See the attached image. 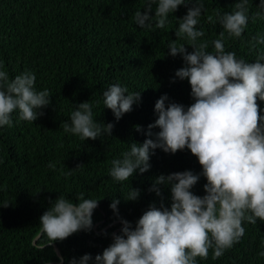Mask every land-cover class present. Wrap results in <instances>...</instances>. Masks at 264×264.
<instances>
[{
    "label": "trees",
    "instance_id": "1",
    "mask_svg": "<svg viewBox=\"0 0 264 264\" xmlns=\"http://www.w3.org/2000/svg\"><path fill=\"white\" fill-rule=\"evenodd\" d=\"M0 264H264V0H0Z\"/></svg>",
    "mask_w": 264,
    "mask_h": 264
},
{
    "label": "water",
    "instance_id": "2",
    "mask_svg": "<svg viewBox=\"0 0 264 264\" xmlns=\"http://www.w3.org/2000/svg\"><path fill=\"white\" fill-rule=\"evenodd\" d=\"M233 197L236 198L235 195L233 194V195L230 197L229 201H232V200H233ZM243 198H245V197H243ZM237 199H238V198H237ZM234 200H236V199H234Z\"/></svg>",
    "mask_w": 264,
    "mask_h": 264
},
{
    "label": "clouds",
    "instance_id": "3",
    "mask_svg": "<svg viewBox=\"0 0 264 264\" xmlns=\"http://www.w3.org/2000/svg\"><path fill=\"white\" fill-rule=\"evenodd\" d=\"M39 238H40V235H39ZM55 246H56V245H55ZM56 251H57L58 254H60L58 249H56Z\"/></svg>",
    "mask_w": 264,
    "mask_h": 264
},
{
    "label": "rangeland",
    "instance_id": "4",
    "mask_svg": "<svg viewBox=\"0 0 264 264\" xmlns=\"http://www.w3.org/2000/svg\"><path fill=\"white\" fill-rule=\"evenodd\" d=\"M234 199H236V198L233 197V200H234Z\"/></svg>",
    "mask_w": 264,
    "mask_h": 264
}]
</instances>
